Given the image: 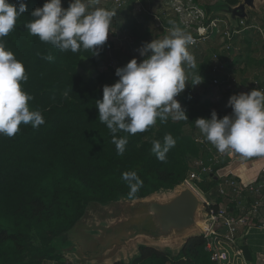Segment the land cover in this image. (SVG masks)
Returning a JSON list of instances; mask_svg holds the SVG:
<instances>
[{
	"label": "trees",
	"instance_id": "16d2710c",
	"mask_svg": "<svg viewBox=\"0 0 264 264\" xmlns=\"http://www.w3.org/2000/svg\"><path fill=\"white\" fill-rule=\"evenodd\" d=\"M192 1L198 6L199 0ZM222 1L230 6L240 2ZM44 2L26 0L27 11L19 17L15 29L3 38L17 60L24 63L29 79L22 82V87L33 96L30 108L39 109L45 123L37 128L22 124L11 138L0 135V264H72L55 252L54 242L71 229L90 206L112 202L119 195L129 196L130 189L121 178L123 172L135 171L144 181L135 196L144 198L160 190H173L181 184L193 160L209 164L214 147L206 141L207 146L198 142L194 122L197 118L210 119L213 110L222 118L227 104L223 100L216 105L210 91L200 97L192 96L190 91L195 85L191 83L180 103L188 121L169 118L167 123H161L158 118L146 132L133 136L118 132L117 138L128 136L125 153L118 155L112 133L99 121L96 108V101L103 98L101 85L114 72L96 71L95 76L88 79L80 72L81 59L97 69L106 49L113 44L106 41L97 56L85 50L61 52L41 42L29 34L24 24L31 19V12ZM142 2L145 4V0ZM209 8L206 7V12ZM160 15L166 27L172 28L169 22L174 21L182 28L176 16L166 12ZM144 17L149 18L146 13ZM249 18L254 19V14ZM49 53L54 56L52 62L43 58ZM240 59L245 64L256 63L250 39L239 48L237 60L230 65L222 63L234 74L231 67L240 64ZM202 77L210 86L211 62L207 72H201ZM167 133H171L177 143L167 153V162L162 163L151 152V141L162 140ZM227 161L223 158L220 166ZM215 186L213 177L197 185L203 193L217 199L213 208L221 201L216 196ZM204 246L203 238H192L178 256L141 247L139 256L131 264H213ZM239 247L243 249L244 245L240 242Z\"/></svg>",
	"mask_w": 264,
	"mask_h": 264
},
{
	"label": "clouds",
	"instance_id": "9594fccd",
	"mask_svg": "<svg viewBox=\"0 0 264 264\" xmlns=\"http://www.w3.org/2000/svg\"><path fill=\"white\" fill-rule=\"evenodd\" d=\"M99 0H69L67 8L62 0H45L42 7L31 12V19L24 24L30 35L41 42L51 44L61 52L77 53L81 50L99 55L106 43L116 12L96 7ZM27 11L26 0H0V135L13 137L20 126L37 128L45 123L39 109H31L33 96L22 87L29 76L22 61L7 48L3 39L16 27L17 20ZM170 34L160 40L144 42L138 49L139 63L132 58L125 66L118 67L115 76L119 79L102 88L103 98L96 101L99 121L112 133V143L118 155H123L128 136L117 138L118 132L133 136L148 131L159 118L161 123L188 121L186 110L175 97L186 87V68L195 67V58L189 46L195 44L190 32L174 21ZM151 52V55L147 54ZM49 62L54 56L43 57ZM193 85L201 83L199 76ZM226 107L230 115L218 118L215 110L211 118H197L195 126L203 139L218 153L238 154L242 158H264V89L232 94ZM171 133L162 140L151 141V152L164 163L167 153L176 146ZM121 178L127 183L129 197L134 198L144 186V181L135 171H126Z\"/></svg>",
	"mask_w": 264,
	"mask_h": 264
},
{
	"label": "water",
	"instance_id": "95a60500",
	"mask_svg": "<svg viewBox=\"0 0 264 264\" xmlns=\"http://www.w3.org/2000/svg\"><path fill=\"white\" fill-rule=\"evenodd\" d=\"M215 3L207 19L223 17L232 30L239 20L249 21L248 11L259 13L255 5H263L264 0H240L236 6L222 0ZM113 205H120L114 217L103 220L100 216L86 222L84 213L60 236L68 237L61 251L74 256L75 264H131L141 247L178 256L190 239L202 238L210 226L204 202L183 182L173 190H160L144 198L119 195L112 202L89 208ZM243 256L246 262L252 261L247 247Z\"/></svg>",
	"mask_w": 264,
	"mask_h": 264
},
{
	"label": "built area",
	"instance_id": "2783aa9c",
	"mask_svg": "<svg viewBox=\"0 0 264 264\" xmlns=\"http://www.w3.org/2000/svg\"><path fill=\"white\" fill-rule=\"evenodd\" d=\"M109 4H113L116 9L124 6L123 0H105ZM192 0L184 8L180 0L176 3H166L167 9L173 13L178 19L189 15L190 20H186L183 24L178 20L182 28L186 30L192 29L193 19L199 21V26L196 28V33L191 34L196 41L195 44L189 47H194L210 38V35L215 31L221 36L222 49L225 53H230L232 50L233 39L237 33L246 30H262L257 28L255 23L248 25L245 20H239L238 27L240 31H231L228 21L223 17H215L207 19L203 10L195 4ZM180 4V6H177ZM184 8V9H183ZM145 12L149 17L157 23V27L164 34H170L169 27L163 23L162 17L153 11L144 8L140 5L137 12ZM194 16V18L192 17ZM211 33V34H210ZM155 40V39H154ZM138 63L141 60H138ZM211 73L213 77L210 80L212 88H227L238 86L239 81L235 75L228 72L225 65L220 61L216 52L211 54ZM264 89V83L258 78L252 77L248 86L241 87V92H250L252 89ZM232 113V110L230 114ZM229 114V115H230ZM198 133V132H197ZM199 143L207 146L202 136L196 135ZM209 150H212L209 148ZM214 153L209 159V164L203 163L200 159H195L191 163V169L187 173L183 183L188 185L204 202L207 208V216L210 221V226L207 232L203 235L204 250L209 254L210 261L213 264H227L229 261L230 252L235 257L240 258L245 262L243 256V249L237 247V241H242L240 230H248L250 228L264 229V158L252 157L242 158L241 156L233 154H221L214 148ZM223 158L228 161L223 166H220ZM257 161L256 163H253ZM220 166L214 170V167ZM241 167V170L237 168ZM258 168L257 174L247 180L242 177L250 170ZM213 177L216 181L215 193L221 199H230L229 205H216L209 199L204 197L203 192L197 187L198 183L207 181ZM230 204H234L231 206ZM242 239V240H241Z\"/></svg>",
	"mask_w": 264,
	"mask_h": 264
},
{
	"label": "rangeland",
	"instance_id": "374dc122",
	"mask_svg": "<svg viewBox=\"0 0 264 264\" xmlns=\"http://www.w3.org/2000/svg\"><path fill=\"white\" fill-rule=\"evenodd\" d=\"M125 1L124 6H122L121 8L116 9L114 7L113 4H109L107 2H105V0H99L100 3H105L106 5L109 6V10L112 11H116L117 13L121 14V16H129V18L132 19L133 24L137 25V20H143L144 19V14L145 12H137V9L140 7V4L143 5L144 8H149L151 9V11H153L156 14H161V10L164 8V12L168 13L169 15H172L170 11H165L167 10L166 8V3L170 4L175 2L176 0H160L159 4L155 7L150 8L149 6H146L142 0H132V3L130 4L129 1L131 0H123V2ZM182 6L185 8L187 6V4L190 2V0H180ZM63 3V1H62ZM192 4L195 6V3L192 2ZM215 2H211L210 0H199L198 2V6L201 10L204 11L205 13V17L208 16V12H206V7L209 6H213L215 5ZM177 6H180V4H178ZM183 8V9H184ZM253 13L252 11H248V14L250 16V14ZM254 14V18L256 16V13ZM261 14L262 16H264V7H261ZM259 17H261V15H258ZM194 18V16H192ZM189 15L184 16V18H179L178 20L183 24L184 22H186V20H190L188 19ZM257 18V17H256ZM252 20V18H249V20ZM146 21H148V24L146 25V29L150 30V34L147 35L146 39L144 40H140V39H136V37L134 38V34H125V30L124 28L121 29V34H112L111 32L108 35V39L107 42H110L113 44V48H107L104 47L106 49V55L104 56L102 62L100 63V65L97 67V69L93 68L91 66V64H89L86 60L81 59L80 61V72L82 74V76L84 77V79H88L91 76H95L96 71H113L115 72V69L118 66V62L122 61L124 62V64L126 65L132 58H137L138 60H142L144 59V57H140L139 55V51L138 49L140 48V46L142 45V43L144 42H151L152 40H160L163 39L164 37L168 36L169 34H160L161 30L157 27V23L155 21H153V19L151 17H149L148 19H145ZM250 20V21H251ZM199 21L200 19H198L197 21H195L193 19V24L191 25L192 29L190 30H186L187 32H190L191 34H195L196 33V28L197 26H199ZM263 21L260 20V23H262ZM132 24V25H133ZM239 24V21H238ZM135 25L134 28H135ZM230 26V25H229ZM136 29V28H135ZM145 30V29H144ZM231 31H240L239 27H233ZM211 34V33H210ZM251 42V47H252V58L256 61V63H251V64H245V61L243 59H240V64L238 65H234L229 68L234 72V75L236 77V79L240 82L241 79H243L244 76H252L254 73L253 72H257V68H262V72L260 73V75L262 77H264V68L262 67L264 65V32L260 33L258 30H256L255 32L251 29L244 31V32H240L237 33V35L234 36V41H233V49L230 53H225V51L222 49V41H221V36L220 34H218L217 32H214L210 35V38L207 39L206 41L202 42L201 44L198 45V47H189V51L190 53L194 56L195 58V67L194 68H186V75H187V79L189 81H186V87L185 90L179 94L177 97H175V99H177L179 101V103H181V98L183 96V94H185V92L187 91L188 87L190 86L192 80L194 78H198L199 76L201 77V72L205 71L207 72V69H209V63H210V58H211V54L213 52H217L220 56L219 59L221 62L227 63L228 65L232 64L233 61L238 59V53H239V48L242 46L243 42L246 40H249ZM137 42V40L140 42V44H135L133 45V41ZM149 40V41H148ZM106 45V43L104 44ZM123 55L125 57H123ZM111 61V62H110ZM262 62V65H260ZM258 62V63H257ZM199 68V70H198ZM109 74V72H107ZM119 78L114 76L111 78V76H109V78H107L103 84L101 85V88H103V86L105 84L107 85H112L114 84ZM242 81V80H241ZM206 91H210V98L212 99V101L218 105L220 102H223V100H225L224 102H227L229 97L232 94H235L237 92V88L236 86H232V87H227V88H210V86L206 85V83H204L203 77L201 78V83L197 84L195 86L192 87L191 89V95L195 96V97H200L202 96ZM232 109L229 107V109H226L224 111L225 115H229L230 111ZM198 132V133H197ZM195 135L201 136L199 134V130H197ZM238 155V154H237ZM204 197H206L207 199H209L212 203H216V198L213 199V197H209L208 194H206L205 192L203 193ZM209 197V198H208ZM221 201L219 202V204L221 205H229V198L228 199H220ZM228 200V201H227ZM227 202V203H226ZM120 207V205H113L107 208H102L100 206H96L94 208H88L85 211V215L82 219H84L86 222H91L94 219L97 220V218H99L101 216V218L103 220H105L106 218H111L114 217L116 214V210ZM68 237H62V238H58V240H56L54 242V246H55V252L57 254H60L61 256H63L66 260H68V262L75 264L74 260V256H71L69 254H65L61 251V248L65 245L64 240L66 241ZM67 246V245H66ZM248 247H249V251L251 252V254L255 255V252H258L259 250L262 251L264 250V234H251L248 237ZM230 255H232L233 253L230 252ZM230 262L228 261L227 264H229Z\"/></svg>",
	"mask_w": 264,
	"mask_h": 264
},
{
	"label": "crops",
	"instance_id": "0c3cea01",
	"mask_svg": "<svg viewBox=\"0 0 264 264\" xmlns=\"http://www.w3.org/2000/svg\"><path fill=\"white\" fill-rule=\"evenodd\" d=\"M62 1H63L62 6L64 8H67L68 7V4H69V0H62ZM159 1L160 0H145V5L146 6H149L150 8H152V7H155L156 8V6L160 3ZM131 3H132V0L130 1V4ZM95 6L96 7L105 8V9H108L109 8L108 5H106L105 3H100V2H98V4L95 5ZM255 7L257 9H259V13H256L255 18L252 19L250 21V23L251 24L255 23V25L257 26V28L258 29L260 28L262 30V33H263L264 32V16H262V14H261V7H264V4L261 5V6L255 5ZM165 11H169V10L167 9ZM163 12H164V8L161 10L160 13H163ZM253 13H255V12H253ZM171 14H172V16H175L173 13H171ZM258 15H261V17H259ZM145 19H148V18L147 17H144V19L141 20V21L140 20H137L136 21L137 22V25H135V24H133V21H132L131 18H129V16H123V15L121 16V14H119V13L116 12V15L113 17V21H112V26H111V30L112 31H110V32L112 34H121V31L120 30L124 28L125 34L126 33L127 34H134V38L136 37V39L138 38L140 40H144V39H146L147 35L151 33L150 30H147L146 29V25L148 24V21H146ZM260 20H262L263 22L260 23ZM132 24L135 25V28L136 29L134 28V26ZM215 32H217V31H215ZM160 34H163V33L161 32ZM134 43L137 44V45L140 44V42L138 40H137V42L136 41L135 42L133 41V45H134ZM147 55L150 56L151 55V52H149ZM123 57H125V56L123 55ZM144 58H146V57H144ZM117 64H118L117 68L118 67L125 66L124 62H122V61L118 62ZM262 67L264 68V66H262ZM116 69H115V71H116ZM262 71H263L262 68H257V72H253L254 74L252 76H244L243 79H241L242 81L240 80L239 85L236 86L237 92L235 94H238V93L241 92V87L243 88L245 86H248L249 81H250V79L252 77H256V78L259 79V81H261L262 83H264V77H262L260 75V73ZM114 76H115V72L113 73V76H111V78L114 77ZM226 109H229V107H226L225 106L223 108V111H225ZM259 160H260V158H259ZM256 162L257 161H255L253 163H256ZM237 168L239 170H241V167L240 166H237ZM257 171H258V168H254V169L250 170L248 173H246V175L244 176V178L242 177V179L243 180H247L248 177H250V178L254 177L257 174ZM230 205L231 206H234V204H230ZM255 233H258V234L263 233L264 234V229H259V228H255V227L254 228H250L248 230H245V229L242 230L241 229L240 230V235L242 234L241 235V238L243 240L241 239L242 241H240V240L237 241V247L239 246V243L241 242L244 245V247H247L249 249V247H248V237L251 234L253 235ZM251 257H252V261L251 262H246V261L243 262V260H241L240 258H237L234 255H230L229 256V262H230L229 264H264V250H262V251L259 250L258 252H255V255L251 254Z\"/></svg>",
	"mask_w": 264,
	"mask_h": 264
}]
</instances>
